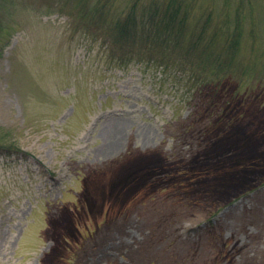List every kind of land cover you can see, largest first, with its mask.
Wrapping results in <instances>:
<instances>
[{
    "label": "rangeland",
    "instance_id": "1",
    "mask_svg": "<svg viewBox=\"0 0 264 264\" xmlns=\"http://www.w3.org/2000/svg\"><path fill=\"white\" fill-rule=\"evenodd\" d=\"M14 2L0 264H264V0H194L171 61L112 51L105 30L138 0ZM209 10L229 30L204 53L190 39Z\"/></svg>",
    "mask_w": 264,
    "mask_h": 264
},
{
    "label": "trees",
    "instance_id": "2",
    "mask_svg": "<svg viewBox=\"0 0 264 264\" xmlns=\"http://www.w3.org/2000/svg\"><path fill=\"white\" fill-rule=\"evenodd\" d=\"M14 1L0 0V13L2 15V17H0V31L2 32L4 30L5 20L12 17L9 10L13 9L15 4ZM85 1L87 2L88 0H80L81 8L78 7L80 11H84ZM193 1L194 0H190V2H188V0H170L168 3L162 5L158 0H152L150 4L147 6L145 5L141 10L139 9V3L143 2V0H138L136 4L129 6L126 11L122 12L116 20H113L112 26L109 27L107 31L105 30L107 37L113 40L110 44L112 51L122 56L127 54L131 55L139 46L141 47L138 48L139 51L144 49L146 51L149 50L153 57L154 54H159L161 60L171 61L176 55H179L180 52L183 51L177 43L180 39L185 38L187 35L185 31L193 22L192 19L194 16H192V12L195 11L196 8L195 4L191 3ZM103 2L106 5L109 4V0H103ZM199 8L201 7L199 6ZM221 9L222 12L228 11L226 7ZM104 13L105 12H102L99 17H102ZM102 18H100V20L106 21L105 18L104 20ZM100 23L101 21L99 23L94 22V27H98L101 25ZM214 23V12L213 10H209L207 14L202 16L199 33L191 36L190 41L192 43V48H203V50H205L204 53H209L215 50L216 47L219 48L218 44L225 38L229 28L225 24L226 22H223L222 25L224 24L227 30L221 27H215L216 25L214 26ZM208 31H211L212 34H206ZM226 39L231 40L227 45H229V52L234 54L231 58H234L241 39L236 32L230 33V37ZM7 40L8 39L4 40L3 44L0 45V53L4 48V44L8 43ZM139 54L142 53L139 52ZM186 55L188 57H191L190 55L193 56V54L189 52L188 54L185 53L184 56ZM222 56L224 57V55ZM198 60H200V65L207 66H213L221 62H215L216 64H214L212 60L208 61V57L204 54H201L200 58H197L196 61ZM223 64H227V62ZM14 149V146L7 147L0 143V151Z\"/></svg>",
    "mask_w": 264,
    "mask_h": 264
}]
</instances>
